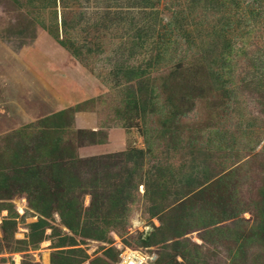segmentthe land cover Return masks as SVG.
I'll return each mask as SVG.
<instances>
[{"label":"rangeland","instance_id":"374dc122","mask_svg":"<svg viewBox=\"0 0 264 264\" xmlns=\"http://www.w3.org/2000/svg\"><path fill=\"white\" fill-rule=\"evenodd\" d=\"M148 1L0 0V264H264V0Z\"/></svg>","mask_w":264,"mask_h":264},{"label":"trees","instance_id":"16d2710c","mask_svg":"<svg viewBox=\"0 0 264 264\" xmlns=\"http://www.w3.org/2000/svg\"><path fill=\"white\" fill-rule=\"evenodd\" d=\"M235 1H237V5H238V3H240L239 0H235ZM152 3H153V0H149L147 4H148L149 7H152V5H153ZM224 10H227V7H225ZM255 10L256 9L253 8V5L247 4L244 7H242L241 9H239V12L240 13H244L243 15L253 16L255 14L254 13ZM154 14H156V13H154ZM201 21L202 22L199 25H197L199 27V31H198V39L196 38V41H198L200 43L201 49H205V48L208 49V52L205 50L206 53H209V51H210L209 48H211L212 41L214 40V38L216 36L224 38V39H229L228 37H230V39H231V34H232L233 29H234L233 26L229 25L228 23H224L221 26V28L214 29L211 26L210 21H209V19L207 17L204 16L203 20H201ZM197 26H196V29H197ZM193 31L194 30L186 31V35L183 37L184 40H185V45L186 46H190L191 47V46H193L192 44L195 42V40H193V38H191V36L189 35ZM158 34H160V33H158ZM176 37H178V36H176ZM210 40H212V41L210 42ZM171 44L173 45L174 41H172ZM164 47L162 49L165 50V51L169 48V46H166L165 48ZM204 57L206 58L205 54H204ZM209 58H211V57H209ZM210 62H211V64L214 63V61H211V60H210ZM139 77L141 78L143 76L140 75ZM0 187H2L1 184H0ZM48 204L50 205V202H48ZM47 205H45V206L48 207ZM45 206H44V208L42 210H40L39 208H37L35 206H34V208L37 209V211L40 212L41 215L46 216V214L48 213V208H46ZM6 210H8L9 214L12 212L11 211V207H9V206H6ZM6 224L8 225V228H9V225H13L14 223L10 220ZM45 224H46L45 221L40 219L38 224L33 226V227L39 228L41 230H40L39 236L32 235V240L30 241L31 244H36L37 242H39L42 239L43 232H44L43 228H44ZM68 228L70 230L71 229L73 230L71 225H68Z\"/></svg>","mask_w":264,"mask_h":264},{"label":"built area","instance_id":"2783aa9c","mask_svg":"<svg viewBox=\"0 0 264 264\" xmlns=\"http://www.w3.org/2000/svg\"><path fill=\"white\" fill-rule=\"evenodd\" d=\"M126 256L127 257H126L125 261L123 262V264H138L136 262V258H137L136 253H131L130 252Z\"/></svg>","mask_w":264,"mask_h":264}]
</instances>
